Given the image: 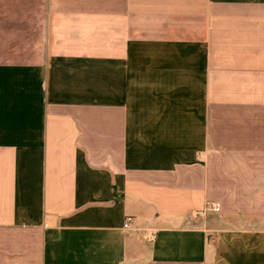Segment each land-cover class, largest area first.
Masks as SVG:
<instances>
[{"label":"crops","instance_id":"0c3cea01","mask_svg":"<svg viewBox=\"0 0 264 264\" xmlns=\"http://www.w3.org/2000/svg\"><path fill=\"white\" fill-rule=\"evenodd\" d=\"M0 264H264V0H0Z\"/></svg>","mask_w":264,"mask_h":264},{"label":"built area","instance_id":"2783aa9c","mask_svg":"<svg viewBox=\"0 0 264 264\" xmlns=\"http://www.w3.org/2000/svg\"><path fill=\"white\" fill-rule=\"evenodd\" d=\"M211 207H212V209H214V210L218 209V206H217L216 204H213ZM189 216L192 217L193 214L190 213ZM131 220H132L131 216H126L125 219H124V227L129 226Z\"/></svg>","mask_w":264,"mask_h":264}]
</instances>
